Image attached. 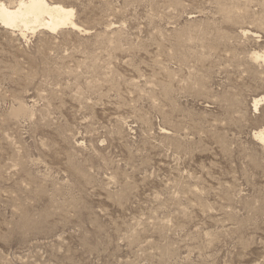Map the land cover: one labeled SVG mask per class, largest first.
<instances>
[{
  "label": "rangeland",
  "instance_id": "374dc122",
  "mask_svg": "<svg viewBox=\"0 0 264 264\" xmlns=\"http://www.w3.org/2000/svg\"><path fill=\"white\" fill-rule=\"evenodd\" d=\"M47 1L0 24V264H264V0Z\"/></svg>",
  "mask_w": 264,
  "mask_h": 264
},
{
  "label": "bare ground",
  "instance_id": "6f19581e",
  "mask_svg": "<svg viewBox=\"0 0 264 264\" xmlns=\"http://www.w3.org/2000/svg\"><path fill=\"white\" fill-rule=\"evenodd\" d=\"M74 10L61 4L47 0H19L14 6L0 3V24L5 29L18 30L25 37L26 32L44 30L55 32L62 28H78L73 22ZM255 58L264 62V54H255ZM260 102L264 103V95L253 101L257 110ZM264 146V129L255 134Z\"/></svg>",
  "mask_w": 264,
  "mask_h": 264
}]
</instances>
